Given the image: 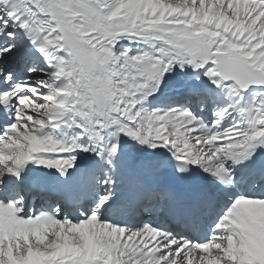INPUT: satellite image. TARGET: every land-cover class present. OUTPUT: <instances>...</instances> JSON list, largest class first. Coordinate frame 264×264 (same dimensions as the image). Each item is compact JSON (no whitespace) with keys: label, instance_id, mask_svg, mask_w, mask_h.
Returning <instances> with one entry per match:
<instances>
[{"label":"snow or ice","instance_id":"6c2138e0","mask_svg":"<svg viewBox=\"0 0 264 264\" xmlns=\"http://www.w3.org/2000/svg\"><path fill=\"white\" fill-rule=\"evenodd\" d=\"M0 264H264V0H0Z\"/></svg>","mask_w":264,"mask_h":264}]
</instances>
